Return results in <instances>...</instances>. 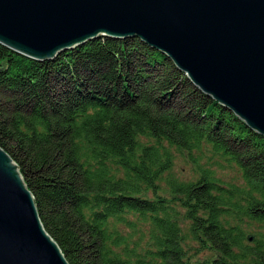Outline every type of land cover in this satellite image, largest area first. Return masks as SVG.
<instances>
[{"label": "trees", "instance_id": "1", "mask_svg": "<svg viewBox=\"0 0 264 264\" xmlns=\"http://www.w3.org/2000/svg\"><path fill=\"white\" fill-rule=\"evenodd\" d=\"M165 144L194 162L208 146L242 182L199 164L195 179L171 177ZM0 148L69 264H264V135L136 36L42 61L0 43ZM163 181L178 204L158 194ZM187 240L216 254L189 261Z\"/></svg>", "mask_w": 264, "mask_h": 264}, {"label": "water", "instance_id": "2", "mask_svg": "<svg viewBox=\"0 0 264 264\" xmlns=\"http://www.w3.org/2000/svg\"><path fill=\"white\" fill-rule=\"evenodd\" d=\"M99 36H136L161 50L264 135V0H0V43L30 58L52 59ZM0 264H69L2 148Z\"/></svg>", "mask_w": 264, "mask_h": 264}, {"label": "rangeland", "instance_id": "3", "mask_svg": "<svg viewBox=\"0 0 264 264\" xmlns=\"http://www.w3.org/2000/svg\"><path fill=\"white\" fill-rule=\"evenodd\" d=\"M140 140L144 143H155L154 139L147 137H141ZM165 145L167 146V144ZM167 147H170V150L174 155V164L169 173L171 177H174L180 181H189L195 179L198 176L197 165L199 164L201 166L211 167L214 170L216 177L219 178L221 182L232 184H240L242 182L241 172L239 169L234 164H229L223 161L221 157L215 154L214 151L208 146H203L202 152H193L194 157L197 158V162H194L186 151L181 150L176 146ZM164 176L166 177L168 174H165ZM158 194L166 198L170 204H178L179 197L169 192L165 181L160 182ZM143 195L147 196V194ZM129 218H131V216H129ZM188 224L189 222L187 220H182L180 222L183 230L187 229ZM138 227L142 230V232H145L147 229H149L147 224H140ZM120 230L123 233L130 232V230L125 226H121ZM143 245H145L144 240ZM184 247L186 248L188 260L192 262L202 261L207 258L209 259L212 257V255L216 254L214 249L209 245L206 244L203 247L200 242L194 240H187V242H184Z\"/></svg>", "mask_w": 264, "mask_h": 264}]
</instances>
